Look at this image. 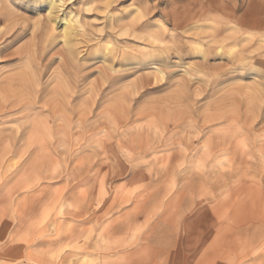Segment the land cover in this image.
<instances>
[{
	"label": "rangeland",
	"instance_id": "1",
	"mask_svg": "<svg viewBox=\"0 0 264 264\" xmlns=\"http://www.w3.org/2000/svg\"><path fill=\"white\" fill-rule=\"evenodd\" d=\"M53 1L0 0V264H264V0Z\"/></svg>",
	"mask_w": 264,
	"mask_h": 264
},
{
	"label": "bare ground",
	"instance_id": "2",
	"mask_svg": "<svg viewBox=\"0 0 264 264\" xmlns=\"http://www.w3.org/2000/svg\"><path fill=\"white\" fill-rule=\"evenodd\" d=\"M48 15L51 18V22L55 23L58 22L59 20H57V18L55 17V13H56V2L53 0H48ZM63 19V18H62ZM75 21V20H74ZM59 23V22H58ZM62 30H63V36L65 39V42L67 45H69L70 39L73 36V32H74V28L73 25L70 21H65L62 25ZM70 49V47H69Z\"/></svg>",
	"mask_w": 264,
	"mask_h": 264
}]
</instances>
